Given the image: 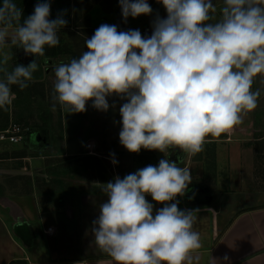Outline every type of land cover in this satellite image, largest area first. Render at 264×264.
Instances as JSON below:
<instances>
[{"label":"clouds","instance_id":"clouds-1","mask_svg":"<svg viewBox=\"0 0 264 264\" xmlns=\"http://www.w3.org/2000/svg\"><path fill=\"white\" fill-rule=\"evenodd\" d=\"M158 2L167 15H156L150 36L102 24L86 39L87 51L55 65L52 107L81 113L92 101L93 108L107 112L115 108L107 97L115 95L125 101L119 141L130 153L143 148L195 154L206 137L230 134L264 95V0H223L219 19L213 0ZM119 4L125 22L153 12L148 0ZM50 7L47 0L39 2L22 21L23 10L13 0L0 6V49L10 42L36 57L12 71L0 68V108L13 103L12 86L28 87L45 47L59 44L67 20L49 19ZM7 61L5 55L2 63ZM178 164L165 156L158 166L103 184L107 199L91 234L114 264H199L202 244L193 230L199 209L178 207L177 197L192 182L190 170ZM146 196L163 207L154 212Z\"/></svg>","mask_w":264,"mask_h":264},{"label":"rangeland","instance_id":"rangeland-1","mask_svg":"<svg viewBox=\"0 0 264 264\" xmlns=\"http://www.w3.org/2000/svg\"><path fill=\"white\" fill-rule=\"evenodd\" d=\"M93 1L47 0L51 6L49 19L62 15L67 20V25L58 33L59 44L53 48L45 47V55L39 59V70L33 74L28 87L20 90L19 87L12 86L15 94L13 103L6 108H0V131H4L11 124H17L25 130L24 138L18 144L0 141V158L4 159L0 161V188L1 184L7 180L18 181L19 178H25V175L20 174L30 173L31 169L34 171L31 174L48 176L56 173V169L59 168L60 175L68 177L65 179H71L70 183L64 186L66 194L73 188L74 192L80 190L104 193L103 184L112 181L114 177L119 176L122 179L127 174L148 165L158 166L159 161L167 156L169 160L179 163V167H186L191 172L192 182L188 190L183 197H177V199L179 201L185 199L184 204L187 205L191 202L189 200L192 199L193 191H198L200 196L205 194V201H210L217 191L225 190L223 183L228 173L225 158L230 152L228 146L222 143L223 147H221L215 141L222 140L224 137L227 141H232L234 135L236 138L239 136L238 132L233 133L232 131L220 137L208 136L200 152L195 154L181 152L171 159V149L166 153H161L157 150L142 148L139 153H130L120 144L119 132L122 128V118L119 108L125 101L118 96L107 97L110 105L115 104V108L110 107L107 112L93 108L92 101H88L86 111L81 113H70L59 104L53 110L51 99L55 80L53 67L61 62H69L73 58H78L84 51H87L85 41L95 32L92 27L102 25L101 8H94L92 14H86ZM149 1L153 11H158L163 7L156 0ZM13 2L22 8L23 21L33 13L37 3L45 2V0H13ZM2 3L3 0H0V6ZM213 3L217 8L215 15L219 19V10L223 6V0H213ZM134 27L137 26L134 25ZM138 28L143 34L145 29H148L149 34L145 36L151 35L149 28L144 30L143 26ZM5 55L8 56L6 64L2 63ZM33 59L36 57L26 55L22 48L13 46L10 42L0 49V68H6L8 71H12L18 64L27 66ZM2 76L3 72H0V78ZM258 81L259 78L254 83L253 90L259 87ZM250 120H252L251 124ZM237 126L248 127L250 130L255 129L254 132L245 133L247 140L252 139L253 141L241 143L240 147L245 152L239 153V156L244 160L247 159L246 168L253 173L252 186L255 189L264 190V139L255 141L257 137L264 135V95L259 98L257 108L245 115L242 123ZM27 154L32 155L33 158L36 155L55 158L50 159L51 164L61 161L63 163L59 167H48L51 164L38 163L39 161H36L38 159L31 161V165L26 160L17 158ZM113 159L118 163L114 165ZM250 159L251 167H249ZM41 167L43 171L40 170ZM48 178L49 184L47 185H51L50 189H54L51 193H55L52 195L54 203L59 199H62V202L58 201L60 204L65 203L67 197L59 196V189L51 183V177L48 176ZM24 187L22 184V189Z\"/></svg>","mask_w":264,"mask_h":264},{"label":"crops","instance_id":"crops-1","mask_svg":"<svg viewBox=\"0 0 264 264\" xmlns=\"http://www.w3.org/2000/svg\"><path fill=\"white\" fill-rule=\"evenodd\" d=\"M98 7L101 8V24L117 25L118 31L143 26V30L149 28L152 33V21L156 15L162 18L167 15L162 7L151 15L128 17L125 22L119 0H94L86 14H92L94 8ZM92 28L95 31L98 26ZM248 131L254 132L255 129L236 126L233 133L238 132L237 138L234 135L232 141H227L225 137L215 141L221 147L222 143L228 146L230 151L225 158L228 166L227 178L223 180L225 190L217 191L210 201H205V194L187 199L191 201L187 205L184 204L185 199L180 198V209H199L193 225L202 244L198 250L201 257L199 264H264V190L252 186L253 173L246 168L247 159L239 156V153L245 152L240 147L241 143L253 141L247 140L245 133ZM262 139L264 135L255 141ZM38 156L40 158H36ZM36 157L27 154L17 158L31 165L35 159L41 164H51L50 159H55L46 155ZM0 161L4 159L0 158ZM62 163L54 162L48 167H59ZM249 164L251 167V159ZM40 170L43 171V167ZM32 172L33 169L30 173L20 174L26 177L18 181L7 180L1 184L0 264H114L96 246L91 234L92 222L98 216L100 204L106 201V194L80 190L74 192V188L66 194L64 186L71 179L60 175L61 170L58 168L56 173L48 176L59 189V196H66L67 199L61 204L62 199H59L56 204L52 198L55 193H51L54 189L47 185L48 176L34 175ZM146 199L154 204V212L163 207L152 201L151 196H146ZM225 256L229 257L227 261L223 259Z\"/></svg>","mask_w":264,"mask_h":264},{"label":"built area","instance_id":"built-area-1","mask_svg":"<svg viewBox=\"0 0 264 264\" xmlns=\"http://www.w3.org/2000/svg\"><path fill=\"white\" fill-rule=\"evenodd\" d=\"M144 34H149V30L145 29ZM151 34V33H150ZM25 130L17 124H11L7 129L0 132V141H6L11 144H18L24 138Z\"/></svg>","mask_w":264,"mask_h":264},{"label":"water","instance_id":"water-1","mask_svg":"<svg viewBox=\"0 0 264 264\" xmlns=\"http://www.w3.org/2000/svg\"><path fill=\"white\" fill-rule=\"evenodd\" d=\"M179 151H181V150H179V149H171L170 158H172L175 155H178L179 154Z\"/></svg>","mask_w":264,"mask_h":264},{"label":"flooded vegetation","instance_id":"flooded-vegetation-1","mask_svg":"<svg viewBox=\"0 0 264 264\" xmlns=\"http://www.w3.org/2000/svg\"><path fill=\"white\" fill-rule=\"evenodd\" d=\"M182 151H179V154H181ZM192 196H198V191H193Z\"/></svg>","mask_w":264,"mask_h":264},{"label":"trees","instance_id":"trees-1","mask_svg":"<svg viewBox=\"0 0 264 264\" xmlns=\"http://www.w3.org/2000/svg\"><path fill=\"white\" fill-rule=\"evenodd\" d=\"M16 93V92H15ZM17 94V93H16Z\"/></svg>","mask_w":264,"mask_h":264}]
</instances>
